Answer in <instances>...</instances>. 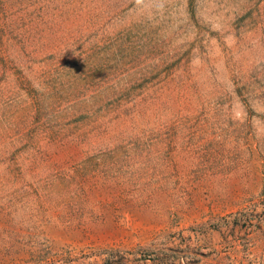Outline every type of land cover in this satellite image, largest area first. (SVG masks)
Listing matches in <instances>:
<instances>
[{
	"label": "rangeland",
	"instance_id": "rangeland-1",
	"mask_svg": "<svg viewBox=\"0 0 264 264\" xmlns=\"http://www.w3.org/2000/svg\"><path fill=\"white\" fill-rule=\"evenodd\" d=\"M0 264H264V0H0Z\"/></svg>",
	"mask_w": 264,
	"mask_h": 264
}]
</instances>
